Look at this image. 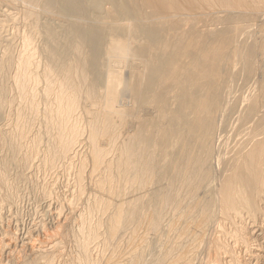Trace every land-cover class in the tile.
Wrapping results in <instances>:
<instances>
[{"label":"bare ground","instance_id":"1","mask_svg":"<svg viewBox=\"0 0 264 264\" xmlns=\"http://www.w3.org/2000/svg\"><path fill=\"white\" fill-rule=\"evenodd\" d=\"M262 17L264 0H0V206L12 169L73 173L53 226L7 263L5 233L0 264H259Z\"/></svg>","mask_w":264,"mask_h":264},{"label":"rangeland","instance_id":"2","mask_svg":"<svg viewBox=\"0 0 264 264\" xmlns=\"http://www.w3.org/2000/svg\"><path fill=\"white\" fill-rule=\"evenodd\" d=\"M20 5L21 4H17V6H15L13 8H12V6H8V5H7V8L2 7L3 8L2 10H5L6 13H7V11H9V13L12 16H14L13 21H6L5 22V26L3 29L4 31L3 30L1 31L3 36L11 37L15 33L16 29L20 30L21 27L23 26L22 25V18H21V11L23 9V5H21V6ZM263 18L264 17H262V19L258 18L259 21H257V22L255 21L252 24L255 28L253 26H250V28H253V29H251V31L254 32L253 38L258 37L257 28L262 24L261 22H264ZM2 20H3V18H2ZM257 23L259 24V26ZM6 24H8V25L6 26ZM255 25H257V26H255ZM13 47H14L15 52H17V50H19V38H17V40L13 43ZM263 57H264V54L262 55L261 59L259 60V66L257 67L258 71H257L256 78L258 76H260V74L264 73V70H263L264 69V66H263L264 63L262 64V62H264ZM261 65L263 66V68L260 69ZM259 70H261V71H259ZM242 79H243V77L241 78L240 83H239L240 88L242 86V89H241L242 92H241L239 87L234 89V91L236 90V93L234 92L235 94H233V95H235V97H240V95H242L243 92L246 93V92L254 91L253 88L255 87V82H254L255 78L252 79L254 81H252V80L248 81L249 83L247 82L244 87H243L244 84H243ZM248 84H250V85H248ZM253 85H254V87H253ZM247 89H248V91H247ZM237 90H239V91H237ZM237 92H240V93H237ZM233 124H235V120L234 119L229 120V122L227 123V125L224 129L225 131L224 130L222 131V133L223 132L224 133L226 132V133L224 135L221 133L222 136L220 135L221 138L223 140H225V141H223L221 139L220 144L226 143L228 145L230 140H233V142L232 141L230 142L231 144L229 143V145H228V146H230L229 148H231L240 139V137H237L234 134V131H236L237 125L236 124L233 125ZM232 126L234 129H232ZM227 128H228V130H227ZM229 134L230 135L234 134V135L230 136ZM225 137H226V139H225ZM80 149H81V147H80ZM33 171H34L33 168L25 169L22 172L23 177L25 179L23 181L14 179V177L16 176L17 170L12 169L11 173H10L11 178L14 182V186L12 189L13 193H14V197H13L14 205L12 207H5V206L1 207L0 206V225H1L0 226V238L3 237L5 233H12L15 236V238L13 239L12 242H6L5 243V246L7 248L5 250V253L3 254L4 263H7L9 261V259H10L9 256H10L11 252H17L18 250L19 251L20 250L27 251L29 249V244L31 243L30 240H36L39 237L37 229H39L38 227L41 224H43L48 229L51 226H53V223L56 221V219L54 217V214L56 213L55 212L56 207H58V205H60V204L62 205L64 203V201L68 198L70 199V196H71L70 190H72L71 186L73 185V173H72V171H70V173H69L68 170H66V166L57 165L55 169L49 170L47 172H43V171L33 172ZM54 174H55V176H54ZM46 185H48V186H46ZM51 185H53L54 189L56 190V191H54V197L52 196V198H49V199L42 197L41 193H40L41 188H43V186L49 187ZM63 210H64L63 212L65 214H67L66 209L64 208ZM262 210L264 211L263 208H262ZM260 223H261V225L263 224L262 221ZM250 226H251V222H248V224L246 225V228H247V230H249V232L251 234V238L253 239V242L256 241V244L261 246L262 249L264 250V226L260 227V224L256 228H254V226L253 227L252 226L250 227ZM18 247H19V249H18ZM66 249H67L68 253L70 254V252L73 251V244L71 242H67L66 243ZM27 254L28 255L30 254V250ZM121 257H122V255H121ZM121 260H123V259H121ZM254 262L251 264H254ZM263 263H264V259L259 264H263Z\"/></svg>","mask_w":264,"mask_h":264}]
</instances>
